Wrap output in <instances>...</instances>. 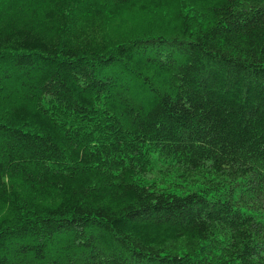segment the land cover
Masks as SVG:
<instances>
[{"label":"trees","instance_id":"trees-1","mask_svg":"<svg viewBox=\"0 0 264 264\" xmlns=\"http://www.w3.org/2000/svg\"><path fill=\"white\" fill-rule=\"evenodd\" d=\"M0 264H264V0H0Z\"/></svg>","mask_w":264,"mask_h":264},{"label":"rangeland","instance_id":"rangeland-1","mask_svg":"<svg viewBox=\"0 0 264 264\" xmlns=\"http://www.w3.org/2000/svg\"><path fill=\"white\" fill-rule=\"evenodd\" d=\"M160 165H161V164H158V165H157V167H158L157 172H158V170L161 168ZM169 175H170V174H169ZM151 176H153V177H156V176H157V179H158V180L161 182V184H163V185H165L167 182H169V181L171 180V177H170V176H165L164 179H163V178H162L163 176H161V173L157 175V173L154 172V173H152ZM165 181H166V182H165Z\"/></svg>","mask_w":264,"mask_h":264}]
</instances>
